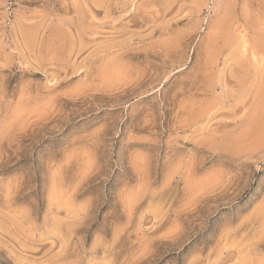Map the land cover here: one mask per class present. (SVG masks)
I'll list each match as a JSON object with an SVG mask.
<instances>
[{"label":"rangeland","instance_id":"374dc122","mask_svg":"<svg viewBox=\"0 0 264 264\" xmlns=\"http://www.w3.org/2000/svg\"><path fill=\"white\" fill-rule=\"evenodd\" d=\"M260 53L264 0H0V264H264Z\"/></svg>","mask_w":264,"mask_h":264},{"label":"bare ground","instance_id":"6f19581e","mask_svg":"<svg viewBox=\"0 0 264 264\" xmlns=\"http://www.w3.org/2000/svg\"><path fill=\"white\" fill-rule=\"evenodd\" d=\"M242 35H243V34H242ZM242 39H243L244 47H245V48H250V49L252 50L251 52H252L253 56H257L258 54L255 55L256 52H257V50H258L257 46H256V45H253V46H252V45H249V46H250V47H249L248 44H247V43L249 42V39H248V37H247L245 34L242 36ZM258 53H259V52H258ZM260 54H261V55H260ZM260 54H259V55L261 56V58L263 57V60H264V55H263L262 53H260ZM251 56H252V55H251ZM255 59H257V57H255ZM257 60H259V59H257ZM263 60H262V61H263Z\"/></svg>","mask_w":264,"mask_h":264}]
</instances>
